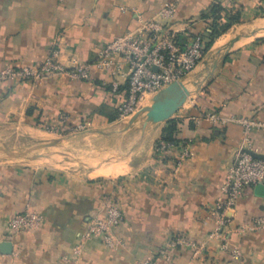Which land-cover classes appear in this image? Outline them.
Returning <instances> with one entry per match:
<instances>
[{
    "label": "crops",
    "instance_id": "0c3cea01",
    "mask_svg": "<svg viewBox=\"0 0 264 264\" xmlns=\"http://www.w3.org/2000/svg\"><path fill=\"white\" fill-rule=\"evenodd\" d=\"M170 3L179 33L206 37L214 8L222 10L215 24L228 28L181 84L146 94L128 117L118 113L128 86L121 58L114 77L94 70L90 81L0 82V264H264V227L252 229L264 218V185L249 187L212 237L244 139L240 120L264 122V0H0V72L39 66L54 48L67 68L92 63ZM171 120L180 121L177 152H194L182 162L157 153ZM248 147L264 156V128L250 133ZM106 196L124 212L118 251L84 237L104 217ZM28 210L43 214V225L10 236L11 217ZM176 237L205 247L162 258Z\"/></svg>",
    "mask_w": 264,
    "mask_h": 264
},
{
    "label": "built area",
    "instance_id": "2783aa9c",
    "mask_svg": "<svg viewBox=\"0 0 264 264\" xmlns=\"http://www.w3.org/2000/svg\"><path fill=\"white\" fill-rule=\"evenodd\" d=\"M177 3L164 6L157 18L140 20V24L112 40L98 55L96 61L72 68L65 67L60 61L57 48L51 49L39 66L16 68L9 66L0 72V82L7 80H43L48 77L65 75L72 80L90 81L92 72L107 73L114 77L121 69V58L128 67L127 95L119 106L120 117H128L135 113L146 94L157 93L168 86L186 79L202 63L205 52L203 32L193 30L179 33L171 24L177 17ZM264 15V11H262ZM119 85L114 83V89ZM214 122L217 117L212 115ZM244 126V139L239 147L234 164L229 169L222 186V198L218 201L215 214V228L212 237L223 234L229 223L228 213L238 201L246 195L249 187L264 185V160L252 155L248 147L249 135L256 128H264V122L240 120ZM55 127H59L55 125ZM78 128H83L80 125ZM183 148V147H182ZM176 143L160 141L157 146L159 156L179 162L194 156L189 146L180 152ZM45 221L43 214L26 211L11 217L8 223L10 236L22 232L37 230ZM124 221V212L119 203L111 196L104 198V217L94 218L85 233L87 239H98L111 250H121L123 242L116 234V228ZM264 227V218H257L253 228ZM179 247H186L197 253L204 249L205 244L190 242L186 238L171 239L164 250L162 258L171 260Z\"/></svg>",
    "mask_w": 264,
    "mask_h": 264
},
{
    "label": "trees",
    "instance_id": "16d2710c",
    "mask_svg": "<svg viewBox=\"0 0 264 264\" xmlns=\"http://www.w3.org/2000/svg\"><path fill=\"white\" fill-rule=\"evenodd\" d=\"M221 13L222 10L219 8H214V11L212 12L211 16L208 15L207 19L211 18L213 21L214 27L211 28V30L208 32L207 36L205 37V52H207L214 40V38L221 33V31L228 28V24L225 25H219V27L215 24L218 20L221 19ZM229 22L233 20H237V18H229L227 19ZM179 123L178 120H171L167 126L164 129L163 134V141L167 143H178V140L176 139V135L179 132Z\"/></svg>",
    "mask_w": 264,
    "mask_h": 264
},
{
    "label": "water",
    "instance_id": "95a60500",
    "mask_svg": "<svg viewBox=\"0 0 264 264\" xmlns=\"http://www.w3.org/2000/svg\"><path fill=\"white\" fill-rule=\"evenodd\" d=\"M181 82H182V81H181ZM181 82H176V83H174V84L168 86V87L165 88L164 90L170 88L171 86H175V85L181 84ZM164 90H162V91H164ZM252 155H253L254 157H256V158H259V159H263V160H264V156H263V155H259V154H255V153H252Z\"/></svg>",
    "mask_w": 264,
    "mask_h": 264
},
{
    "label": "bare ground",
    "instance_id": "6f19581e",
    "mask_svg": "<svg viewBox=\"0 0 264 264\" xmlns=\"http://www.w3.org/2000/svg\"><path fill=\"white\" fill-rule=\"evenodd\" d=\"M107 169V168H106ZM117 171V170H116Z\"/></svg>",
    "mask_w": 264,
    "mask_h": 264
}]
</instances>
